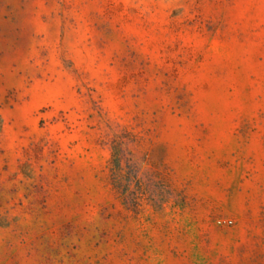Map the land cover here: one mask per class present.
<instances>
[{
    "label": "rangeland",
    "instance_id": "rangeland-1",
    "mask_svg": "<svg viewBox=\"0 0 264 264\" xmlns=\"http://www.w3.org/2000/svg\"><path fill=\"white\" fill-rule=\"evenodd\" d=\"M0 264H264V0H0Z\"/></svg>",
    "mask_w": 264,
    "mask_h": 264
}]
</instances>
